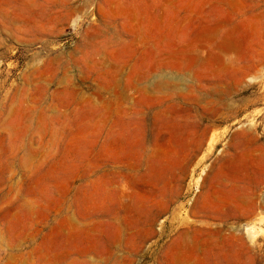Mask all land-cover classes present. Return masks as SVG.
Here are the masks:
<instances>
[{"label": "rangeland", "instance_id": "374dc122", "mask_svg": "<svg viewBox=\"0 0 264 264\" xmlns=\"http://www.w3.org/2000/svg\"><path fill=\"white\" fill-rule=\"evenodd\" d=\"M263 14L0 0V264H264Z\"/></svg>", "mask_w": 264, "mask_h": 264}, {"label": "bare ground", "instance_id": "6f19581e", "mask_svg": "<svg viewBox=\"0 0 264 264\" xmlns=\"http://www.w3.org/2000/svg\"><path fill=\"white\" fill-rule=\"evenodd\" d=\"M222 3V2H221ZM264 15V14H263ZM244 174V173H243ZM236 179V178H235ZM236 186H238V185H236ZM239 199V198H238Z\"/></svg>", "mask_w": 264, "mask_h": 264}]
</instances>
